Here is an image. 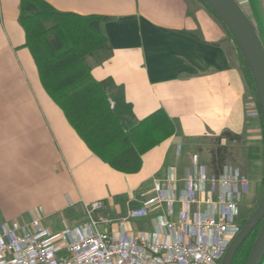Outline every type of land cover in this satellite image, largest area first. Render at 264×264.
<instances>
[{
  "label": "crops",
  "instance_id": "1",
  "mask_svg": "<svg viewBox=\"0 0 264 264\" xmlns=\"http://www.w3.org/2000/svg\"><path fill=\"white\" fill-rule=\"evenodd\" d=\"M46 1L58 10L109 17L103 27L111 53L90 58L92 76L107 82L120 115L140 120L161 108L176 131L142 154L136 173L103 162L43 89L24 45L19 0H0V224L38 217L56 232L85 224L84 205L96 199L108 201L112 214L139 207L154 178L171 168L182 174L190 165L188 139L228 130L239 139L254 138L251 147L261 154V124L250 116L258 110L232 58V40L201 1ZM236 2L264 33V0L254 7L249 0ZM126 227L136 233L150 231L151 224L147 216Z\"/></svg>",
  "mask_w": 264,
  "mask_h": 264
},
{
  "label": "built area",
  "instance_id": "2",
  "mask_svg": "<svg viewBox=\"0 0 264 264\" xmlns=\"http://www.w3.org/2000/svg\"><path fill=\"white\" fill-rule=\"evenodd\" d=\"M250 185L244 173L193 157L182 174L171 168L154 178L152 193L125 213L96 199L84 205L85 224L56 232L38 217L1 223L0 264H220L241 228ZM147 216L150 231L127 229Z\"/></svg>",
  "mask_w": 264,
  "mask_h": 264
},
{
  "label": "trees",
  "instance_id": "3",
  "mask_svg": "<svg viewBox=\"0 0 264 264\" xmlns=\"http://www.w3.org/2000/svg\"><path fill=\"white\" fill-rule=\"evenodd\" d=\"M199 1L214 14L203 0ZM249 2L252 7L255 6V0ZM240 7L264 47L261 26ZM108 19L102 14L82 15L58 10L46 0H19L18 22L25 33L24 45L32 55L43 89L92 153L119 172L136 173L142 166V154L174 135L176 127L161 108L140 120H135L132 115H120L111 101L107 82L92 76L90 58L96 55L107 57L111 53L103 27ZM224 28L232 40L239 66L258 110L262 128L263 189L264 133L257 94L252 74L231 34ZM222 139H239V136L225 130L216 136V142ZM221 150L218 147L210 151L208 164L214 169L221 168L225 163ZM262 224L263 219L245 236L231 264L246 263ZM261 264H264V257Z\"/></svg>",
  "mask_w": 264,
  "mask_h": 264
},
{
  "label": "water",
  "instance_id": "4",
  "mask_svg": "<svg viewBox=\"0 0 264 264\" xmlns=\"http://www.w3.org/2000/svg\"><path fill=\"white\" fill-rule=\"evenodd\" d=\"M231 34L253 78L264 133V47L251 21L236 0H203ZM263 219L261 231L245 264H261L264 257V184L258 205L226 249L220 264H231L245 236Z\"/></svg>",
  "mask_w": 264,
  "mask_h": 264
},
{
  "label": "rangeland",
  "instance_id": "5",
  "mask_svg": "<svg viewBox=\"0 0 264 264\" xmlns=\"http://www.w3.org/2000/svg\"><path fill=\"white\" fill-rule=\"evenodd\" d=\"M232 58L239 65V59L235 54H233ZM250 116L258 117V111L251 113ZM186 141L189 150L191 153H194L192 158H196L200 163L209 166L208 161L210 158V151L216 150L220 147L222 149L221 155L225 157L224 165L230 167L236 172L244 173L250 178V191L245 197L241 213V215L244 216L242 220L247 218L251 214V211L253 212L258 205V198H260L259 195L262 189V154L259 153L258 156L255 155V147H251V143L255 142L254 138L243 135L242 138L238 140L222 139L220 142H216V137H206L204 139L198 138L197 140L194 138ZM249 146L252 150L247 149ZM246 207L248 209L250 208V211H248L249 213L247 212Z\"/></svg>",
  "mask_w": 264,
  "mask_h": 264
},
{
  "label": "flooded vegetation",
  "instance_id": "6",
  "mask_svg": "<svg viewBox=\"0 0 264 264\" xmlns=\"http://www.w3.org/2000/svg\"><path fill=\"white\" fill-rule=\"evenodd\" d=\"M245 206H246V204H245ZM251 206H252V205H251ZM246 208H247V207H246ZM249 209H250V208H249ZM249 209H248V208L246 209V210H247V212H248V211H250ZM248 213H249V212H248ZM251 213H252V211H251ZM243 217H244L243 215H241V216H240V220H241V222L243 221V220H242V219H243Z\"/></svg>",
  "mask_w": 264,
  "mask_h": 264
}]
</instances>
